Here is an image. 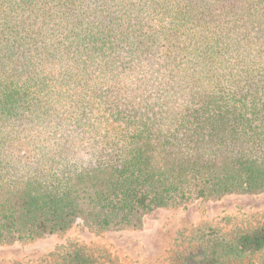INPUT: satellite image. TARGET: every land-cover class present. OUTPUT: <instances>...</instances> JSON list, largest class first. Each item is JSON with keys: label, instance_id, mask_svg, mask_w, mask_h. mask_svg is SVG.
I'll list each match as a JSON object with an SVG mask.
<instances>
[{"label": "trees", "instance_id": "obj_1", "mask_svg": "<svg viewBox=\"0 0 264 264\" xmlns=\"http://www.w3.org/2000/svg\"><path fill=\"white\" fill-rule=\"evenodd\" d=\"M261 193L264 0H0V246ZM190 242L264 264V224Z\"/></svg>", "mask_w": 264, "mask_h": 264}, {"label": "rangeland", "instance_id": "obj_2", "mask_svg": "<svg viewBox=\"0 0 264 264\" xmlns=\"http://www.w3.org/2000/svg\"><path fill=\"white\" fill-rule=\"evenodd\" d=\"M261 224L264 193L234 194L164 210L157 219L146 221L141 231L97 233L77 221L60 235L0 246V264H61L75 248L85 250L96 264H172L177 254L193 250L190 239L197 229L231 233Z\"/></svg>", "mask_w": 264, "mask_h": 264}]
</instances>
